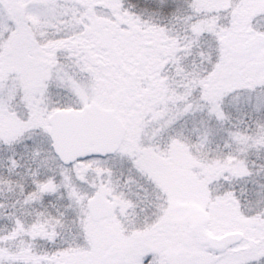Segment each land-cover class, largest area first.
Masks as SVG:
<instances>
[{"label":"snow or ice","instance_id":"1","mask_svg":"<svg viewBox=\"0 0 264 264\" xmlns=\"http://www.w3.org/2000/svg\"><path fill=\"white\" fill-rule=\"evenodd\" d=\"M0 264H264V0H0Z\"/></svg>","mask_w":264,"mask_h":264}]
</instances>
